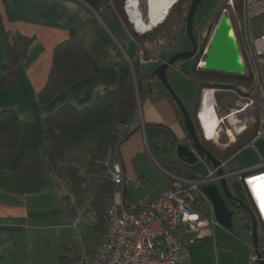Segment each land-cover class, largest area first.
I'll use <instances>...</instances> for the list:
<instances>
[{"label": "crops", "instance_id": "0c3cea01", "mask_svg": "<svg viewBox=\"0 0 264 264\" xmlns=\"http://www.w3.org/2000/svg\"><path fill=\"white\" fill-rule=\"evenodd\" d=\"M136 1L139 15L149 28L145 32H140L136 27V31L134 30L135 23L129 15V11L133 10L134 6H129L128 0L125 1V10L132 28L116 14L109 0H0L6 29L13 34L33 40L27 50L26 58L17 69L19 86L7 90L4 75L0 73V110L13 108L19 116L22 128L21 140L15 156L9 161H4L0 157V264H19V255L26 252L31 244V231L58 227L61 224V218L64 223H73V220L69 221L65 218L61 201L62 185L58 179L51 175H44L35 185L22 193L19 184L13 178L28 156L37 153L43 145L44 118L66 104H71L78 109L96 104L106 99L113 91L120 89L130 76L132 61H140L139 50L141 49L134 34L146 36L143 38L144 44L149 49L157 50L160 58L162 56L155 43L175 41L177 37L173 33L175 28L171 29L169 26L171 23L168 24L167 20L171 10L167 16L164 15L159 25L151 26L149 0H146L147 16L141 10L140 0ZM109 22L117 27L119 25L118 28L126 31L130 42L137 49L135 55L129 56V49L123 42L126 37L121 33L118 36ZM160 26L162 27L158 33L150 34ZM65 41L73 43L91 68L93 75L67 89L49 104L40 105L38 94L47 84L54 49ZM0 51L4 57V43L0 45ZM0 58L2 59L1 56ZM2 60L5 61V58ZM162 61V63L165 62L163 59ZM147 65H143V68ZM193 72L195 73V70ZM149 83V79L148 81L146 79L143 96L156 92L153 81L151 86ZM161 88L164 91L162 86ZM145 104L141 105L142 108H139L129 125L135 127L137 131L119 148L125 174L126 201L128 186L135 190H139L141 186L144 187V196L147 195L146 186L151 188L153 194L161 193L156 191L155 186L145 177L143 161L148 155L147 152L150 151L148 126L152 127V135L158 142L165 141L166 144L174 146L175 139L180 142L187 140V133L179 120L175 106L166 93L156 102H149L147 106ZM161 137L164 140L161 141ZM206 139L209 141L207 137ZM150 157L149 160L155 166V157L152 155ZM202 162L208 166V170L212 167L205 161ZM181 165L184 164L181 163ZM189 167L194 172L191 169L192 166ZM167 188L168 181L165 190ZM248 199L246 203L252 207L250 198ZM252 209L254 210L253 207ZM48 221L54 222L48 224ZM215 230L216 228H214V236L205 241L208 243L214 241ZM252 245L251 239L253 261ZM217 246L227 248L221 243H217ZM193 259L194 257L191 258V264Z\"/></svg>", "mask_w": 264, "mask_h": 264}, {"label": "trees", "instance_id": "16d2710c", "mask_svg": "<svg viewBox=\"0 0 264 264\" xmlns=\"http://www.w3.org/2000/svg\"><path fill=\"white\" fill-rule=\"evenodd\" d=\"M125 1L109 0L110 6H113L116 14L127 26L132 28L126 14ZM184 1L186 0H180L176 6L180 13H182L181 3ZM140 7L143 14L147 16L146 0H140ZM224 10L229 11L226 3L216 13L218 19L221 18ZM161 27L155 28L150 34L155 35ZM235 33L239 49L244 55L243 36L239 27L238 31L235 29ZM145 37L134 34V38L139 48L143 50L145 58L150 59L153 55L158 56L157 50L149 49L144 44L143 38ZM0 39L4 40L5 58V61L0 58V70L4 75L5 88L12 90L19 86L17 69L26 58L27 50L33 40L8 31L5 27L1 9ZM131 64L130 76L127 81L123 83L120 89L113 91L103 101L82 109L66 104L45 117L43 122V145L37 153L28 156L13 177L19 184L22 193L35 185L44 175H51L58 179L62 185L61 201L66 219L74 221L81 212L94 213L95 221L86 224V226L93 232V239L97 248L105 237L106 214L113 202L115 193L110 166H107V164L108 161H119L121 163L119 148L137 131L136 129L130 131L128 127L137 115L144 97L143 88L146 82L144 66L140 61H132ZM198 72L202 74L198 83L200 96L205 89L213 88L217 90L215 101L219 118L226 119L233 109L225 103L222 104L218 94L219 91L227 92L243 85L248 92L242 94V97H246L242 100L247 102L240 104L238 110L250 103L252 98L250 91L255 88L253 72L250 69L243 77L207 72L204 69ZM92 75L91 68L73 43L71 41L60 43L53 52V63L47 84L38 94L39 104H49L58 95L89 79ZM216 78H224L237 83L233 85V82H223ZM163 89L168 95L166 89ZM200 104L201 97L195 108L194 117L198 114ZM256 107V123L251 129L238 136L236 144L224 153L227 156H222L215 150L214 146H209L210 152L216 155L219 161H223L219 159V156L222 158L233 156L246 148L254 139L260 130L263 119L259 106L256 105ZM175 109L180 122L183 124L182 114L176 106ZM193 121L197 127L198 122L196 119H193ZM21 129L19 116L13 108L0 110V157L4 161H9L15 156L21 140ZM229 135L232 139H235L232 133H229ZM201 141L204 145H209L208 141ZM173 164L174 167L168 169L175 174L188 178L202 177L192 172L189 166L181 165L176 160L173 161ZM146 188L147 195H156L151 192L149 186H146ZM259 244L261 249L264 250V237L260 233ZM95 250H91L86 254H92Z\"/></svg>", "mask_w": 264, "mask_h": 264}, {"label": "rangeland", "instance_id": "374dc122", "mask_svg": "<svg viewBox=\"0 0 264 264\" xmlns=\"http://www.w3.org/2000/svg\"><path fill=\"white\" fill-rule=\"evenodd\" d=\"M226 2L227 0H205L201 11L196 14L194 24L195 29L199 35L200 46H203L205 44V40L202 36L203 32L206 31L211 25H213L212 22L214 20L215 14ZM234 7V9L228 8L229 11H224L225 13L223 12L222 16L227 15L229 18H231L230 20L233 27L238 31L237 19L241 10V6L237 0H234ZM171 20H173V18ZM110 26L118 36L121 33L126 37V39H123V42L125 44V47L127 46L129 49V56L135 55V53H137V49L130 42L126 31L123 28H118L119 25L117 27L115 26V24L113 25L110 23ZM133 27L135 30L136 28L134 25ZM172 28H175V32L173 33L177 36L178 28L176 24H173ZM250 31L252 37L256 38L260 36L264 32V19L252 21ZM138 34L141 35V33ZM3 43L4 40L0 39L1 46ZM155 45L158 50H160V56H162L161 58L165 60V62L169 60L173 52L183 50L186 47L185 40L179 43L177 47L169 50H163L168 48V42L157 41ZM132 49H134L133 52ZM0 56L2 57V59H4L1 51ZM133 57L136 58V56ZM160 64L161 63L159 62L152 63L144 68V74L147 81L152 71ZM193 68L194 60L181 61L179 65H177V68L174 67L169 70L168 80L171 87L182 100L183 104L191 115H194L195 108L199 103L201 97V104L197 114V116L199 117V113L203 107V94L208 93L207 97L216 107L217 103L215 101V94L217 90L213 88L205 89L200 96L198 83L199 80H201L202 74L200 72H196L195 74L193 72ZM262 69L264 71V68ZM1 72L2 71L0 70V73ZM216 79L223 82H233V85H236L235 83H237L236 81H229L225 80L224 78ZM153 88L156 89V92L154 94L144 95L142 104L146 103L145 106H147L149 102H156L157 100H159V97H161V95L165 96V93L162 90L158 80L153 81ZM253 91H250L251 94ZM247 92V88L243 85H240L237 88L229 90L227 92H218L222 104L225 103V105L227 104L229 108H233L230 114L232 117L226 118L224 123L221 124L217 137L212 141H208L209 146H214L215 150L222 156H227L224 155V153L236 144L238 136L244 133L246 130L251 129L257 121V107L255 104L249 103L250 107H248L244 112L237 113L238 111H240L238 110L239 105L247 102L246 100H242V98L246 99V97H242V94H246ZM262 93L263 91L261 89L257 90V101H262ZM219 107L221 108L220 105ZM141 108L142 106L140 105V109ZM214 116L217 118L219 117L216 112ZM139 117L141 119V113L139 114ZM203 123L208 129L210 128L209 125L212 124V122H207L205 118L203 119ZM148 129L150 151L147 152L148 155L143 161L145 177L151 184L155 186L156 191L162 192L166 188L167 180L149 160L151 158L150 156L152 155L153 157H155V159L163 167L172 168L174 167L172 162L173 160H175L176 154L174 152L173 144H166L165 141L163 143H161L160 141L158 142L152 135V127L150 125L148 126ZM229 133H232V135H234V141H232L233 139L228 135ZM160 140L162 141L164 140V138L161 137ZM219 159L223 161L230 159L227 163L226 171L230 172L232 175L229 179L231 194L237 200L248 203L249 199L241 185V179L238 171L243 168L254 167L261 162H264V138L258 140L255 143L254 147L247 146L233 156L223 158L219 156ZM191 169L201 176H204L208 173V166L202 161H199L197 164L193 165ZM218 185L220 195L226 207L233 212L235 210L234 206L224 196L221 185ZM144 193L145 190L142 186L139 190H135L128 186V199L126 201L128 206L136 205L140 200L139 198L144 197ZM80 219L84 221L85 217L81 216ZM75 221H73L72 224H70V222L64 223L61 218V224L58 227H54L53 229L49 230L44 229L31 231V244L26 252L19 255V264H80L81 258L89 251L95 250L97 248V245L93 239V232L90 230V228L86 226L84 222H82V224L78 227H74ZM53 222L54 221H48V224H53ZM233 225L235 234L225 231L220 225H216L214 241L211 243H208L205 240H197V238H195L194 236L190 237L192 242H188V248L191 254V258L194 257V259L192 260V264H252V249L250 247L251 233L245 230V221H243L242 217L238 214H235L233 217ZM217 243L224 244L227 248L218 247ZM262 253L264 254V250H262Z\"/></svg>", "mask_w": 264, "mask_h": 264}, {"label": "built area", "instance_id": "2783aa9c", "mask_svg": "<svg viewBox=\"0 0 264 264\" xmlns=\"http://www.w3.org/2000/svg\"><path fill=\"white\" fill-rule=\"evenodd\" d=\"M237 1L241 6L237 24L242 32L245 48L244 55L240 51L242 61L254 76L255 88L250 104L258 105L263 115L260 130L247 145L254 147L258 140L264 138V32L254 38L250 30L252 21L264 19V0ZM226 4L228 8H235L234 0H227ZM233 30L235 32L234 27ZM206 53L204 51L203 56ZM139 58L142 65L160 62L157 56L146 59L143 50H139ZM258 89L263 91L262 101H257ZM207 95L208 93L203 94L204 99ZM250 104H246L237 113L244 112ZM224 121L225 118L220 119V126ZM128 128L130 131L135 130L133 126ZM229 160L220 161L218 168L211 167L201 178H188L175 174L154 159L156 169L168 181V188L154 196L145 195L134 206H128L126 202L122 164L119 161H108L115 193L106 214L105 239L94 253L85 254L80 264H191L188 248V242H192L190 237L194 236L197 240L212 238L215 226L219 225L214 206L203 188L219 186L223 179L230 185L229 179L232 175L226 171ZM221 170L223 174H220ZM238 174L241 185L261 221L260 234L264 237V219L253 194L255 181L264 178V162L240 169ZM81 216L85 217L84 221L80 219ZM75 220L74 227L82 222L93 223L94 213L81 212Z\"/></svg>", "mask_w": 264, "mask_h": 264}, {"label": "water", "instance_id": "95a60500", "mask_svg": "<svg viewBox=\"0 0 264 264\" xmlns=\"http://www.w3.org/2000/svg\"><path fill=\"white\" fill-rule=\"evenodd\" d=\"M205 0H192L190 10L185 20L183 33L179 36L178 41L181 42L183 34L186 30L189 40L193 46L191 51L178 52L174 54L168 61L161 63L155 68L149 76V86L152 81L158 80L163 88L166 89L169 99L183 116V127L187 133L186 142H180L175 139L174 152L175 160L187 166H193L199 161H205L214 168L220 166V161L213 155L202 143L201 138L196 130L193 117L187 110L179 96L175 93L168 80V72L174 68L176 63L180 61L194 60V65L198 61L197 49L199 44L194 37V21L196 14L201 11ZM233 25L227 15H223L218 23L216 31L209 43L206 58L204 59L203 69L207 72H214L232 76L243 77L247 73L245 64L242 61L237 37L233 33ZM223 174V171H219ZM224 196L234 206L235 210L230 211L221 195L219 186L212 185L203 188L205 195L211 200L215 218L218 224L227 232L234 233L233 217L235 214H241L244 210L252 220V223H245V230L251 233L253 243V253L255 260L252 264H264V254L259 244L260 221L255 211L240 200H237L230 191V185L227 180L223 179L220 183Z\"/></svg>", "mask_w": 264, "mask_h": 264}, {"label": "bare ground", "instance_id": "6f19581e", "mask_svg": "<svg viewBox=\"0 0 264 264\" xmlns=\"http://www.w3.org/2000/svg\"><path fill=\"white\" fill-rule=\"evenodd\" d=\"M177 0H149L150 4V15L152 19L151 26L153 25H159L161 21L164 19V15L167 16L170 12V10L175 6ZM128 5L134 6V9L129 11V15L132 19V21L135 23V27L140 32H145L148 28V25L144 23L142 18L139 15L138 7H137V1L136 0H128ZM166 18V17H165ZM151 29V28H150ZM149 30V28H148ZM216 107L214 104L210 101L208 97H206L203 100V107L202 110L199 113V122L202 124V129L206 135V137L209 139V141L214 140L217 137L219 128H220V118L215 117ZM237 115V114H236ZM214 116V117H213ZM232 117V116H231ZM205 118L207 122H212L210 124V128L208 129L205 124L203 123V119ZM233 120V119H232ZM229 135V134H228ZM230 136V135H229ZM233 139L232 141H234ZM255 187H253V194L256 199L257 204L259 205L260 214L262 215V218L264 219V178H261L257 181H255L254 184Z\"/></svg>", "mask_w": 264, "mask_h": 264}, {"label": "flooded vegetation", "instance_id": "af4514ba", "mask_svg": "<svg viewBox=\"0 0 264 264\" xmlns=\"http://www.w3.org/2000/svg\"><path fill=\"white\" fill-rule=\"evenodd\" d=\"M191 1L192 0H186V1H184V2H182L181 3V9H182V13H180L177 9H176V6L178 5V3L180 2V0H177L176 1V3L177 4H175V6L171 9V14H170V16L168 17V21H169V23L168 24H170L169 26H170V28L172 29V27H173V24L175 25L176 24V26H177V28H178V35H177V37H176V39H175V41L173 40L172 42H168V48L167 49H164V50H169V49H173L174 47H177V45L179 44V43H181L183 40H185V43H186V47H185V49H183V50H179V51H176V52H173L172 53V56L174 55V54H176V53H178V52H187V51H191L192 49H193V46H192V44H191V42H190V40H189V37H188V35H187V32H186V30H185V32H184V34H183V37H182V40H181V42H179L178 41V38H179V36L183 33V29H184V26H185V20H186V17H187V15H188V13H189V10H190V4H191ZM225 12H227L226 10H224ZM224 12V13H225ZM220 17V16H219ZM173 18V20H171ZM195 18H196V16H195ZM221 19V18H220ZM220 19H218V16L215 14V17H214V20H213V22H212V24L214 25H211L206 31H204L203 32V38H204V40H205V44L203 45V46H200V44H199V35H198V32L196 31V29H195V24H194V37H195V39L197 40V42H198V44H199V47H198V49H197V55L196 56H198V61H197V63L194 65V70L195 71H201L202 69H203V65H204V63H203V61H204V59L206 58V55L205 56H203V53H204V51H207V49H208V46H209V43H210V41H211V39H212V37H213V35H214V32L216 31V28H217V26H218V23H219V21H220ZM171 21H173L174 23L172 24V22ZM195 22V21H194ZM171 56V57H172ZM158 57V56H157ZM170 57V58H171ZM160 58V57H159ZM169 58V59H170ZM163 61H162V59L160 58V62L159 63H162ZM181 62V61H180ZM180 62H178V63H176V65L175 66H177V65H179V63ZM202 63V64H201ZM174 66V67H175ZM192 117H193V119L195 120L196 119V121L198 122V126L196 127V130H197V132H198V134H199V137L201 138V140H204V141H207V139H206V135H205V133H204V131H203V129H202V125H201V123H199V118H198V116L196 115V117H194V115H192ZM205 147L210 151V147H209V145H205ZM214 155V154H213ZM215 157L218 159V157L215 155ZM239 216H241L242 217V219H243V221H245V223H252V220H251V218L249 217V215L247 214V212L246 211H242L241 212V214H238ZM259 221H260V219H259ZM260 223H261V221H260Z\"/></svg>", "mask_w": 264, "mask_h": 264}, {"label": "clouds", "instance_id": "9594fccd", "mask_svg": "<svg viewBox=\"0 0 264 264\" xmlns=\"http://www.w3.org/2000/svg\"><path fill=\"white\" fill-rule=\"evenodd\" d=\"M199 118V117H198ZM202 125V124H201Z\"/></svg>", "mask_w": 264, "mask_h": 264}]
</instances>
